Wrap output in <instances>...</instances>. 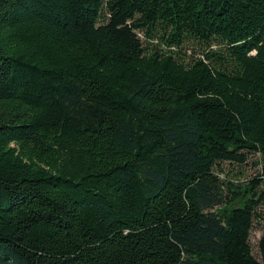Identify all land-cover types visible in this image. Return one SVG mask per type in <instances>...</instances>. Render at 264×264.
Listing matches in <instances>:
<instances>
[{
  "label": "trees",
  "instance_id": "trees-1",
  "mask_svg": "<svg viewBox=\"0 0 264 264\" xmlns=\"http://www.w3.org/2000/svg\"><path fill=\"white\" fill-rule=\"evenodd\" d=\"M263 177L264 0H0V264H264Z\"/></svg>",
  "mask_w": 264,
  "mask_h": 264
},
{
  "label": "rangeland",
  "instance_id": "rangeland-1",
  "mask_svg": "<svg viewBox=\"0 0 264 264\" xmlns=\"http://www.w3.org/2000/svg\"><path fill=\"white\" fill-rule=\"evenodd\" d=\"M144 46L151 50L154 45L158 46V39H145L142 34H139ZM164 47V46H163ZM213 49H217V45L211 46ZM203 47L195 42H186L178 50L180 55L184 58H189L191 55L201 54ZM174 51V50H173ZM219 177L226 183L233 182L236 186H247L250 180L256 176H261L262 172V159L259 153H252L249 155L248 160L245 163H222L218 168ZM264 180V177L263 179ZM258 191L264 190V181L257 187ZM260 215V216H259ZM264 234V202L258 208V214L255 217L254 227L251 232L250 242L253 248V252L256 256H259L258 241Z\"/></svg>",
  "mask_w": 264,
  "mask_h": 264
}]
</instances>
